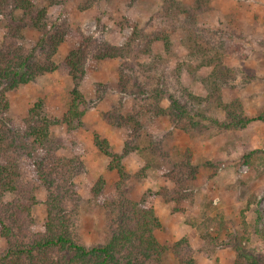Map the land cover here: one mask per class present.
Instances as JSON below:
<instances>
[{
  "label": "trees",
  "instance_id": "16d2710c",
  "mask_svg": "<svg viewBox=\"0 0 264 264\" xmlns=\"http://www.w3.org/2000/svg\"><path fill=\"white\" fill-rule=\"evenodd\" d=\"M46 1L47 6L39 7L35 0H0V19L5 23L0 43V236L7 245L0 249V264H162L168 251L179 264H197L189 238L178 240L170 249L161 245L156 232L162 224L155 209L143 207L126 195L132 176L124 159L141 150L138 143L144 114L135 108L129 116L118 113L117 108L104 115V121L113 129L132 131L123 143L122 154L114 152L109 140L94 138L95 147L109 161V170L119 179L118 197L106 198L104 203L109 213L110 237L104 244L92 247L78 240L75 226L82 197L77 181L86 172V166L77 133L85 127L90 109L81 86L90 61L120 60L119 80L106 86L105 92L141 98L148 113L168 116L175 130L190 132L208 121L221 132H239L255 121L264 122V111L250 118L241 100L233 95L229 102L224 99V90L232 91L246 84H236L241 70L224 63L225 57L240 52L239 46L231 36L222 40L220 32L197 26V16L206 12L211 0L195 1L199 14L187 7L175 8L176 0H169L172 7L168 9L179 12L176 19L184 17L181 29L187 33L190 50L188 59L169 72L162 70L161 61L153 56L156 43H164L167 51L171 48L167 34L146 33L136 26L123 45H111L102 37L86 34L82 27L73 28L66 21L50 23L49 9L70 0ZM165 13L169 16L167 9ZM28 30L39 33L31 49L23 43ZM208 34L220 36V40L206 39ZM67 39L74 40L77 46L61 63H56L55 57ZM202 69L209 70L201 79L207 90L205 96L195 94L191 82L183 83L184 74L193 83L197 82L196 72ZM53 73L73 80L65 112L60 118L49 116L44 101L39 98L24 120V130H18L7 117L11 108L8 95ZM164 101L169 105L164 107ZM58 126L65 127L63 138L53 135V128ZM156 143L151 142L149 149L155 157L165 159L161 142ZM243 161L250 166L256 162L264 166V151H247ZM189 162L176 165L175 188L165 194L174 204V214L191 210L186 184L196 174L195 170L191 171L185 178L184 168ZM148 169L149 166L141 170L135 178L144 177ZM40 187L46 192L45 225L43 232H34V209L39 204ZM105 190L106 180L100 176L90 194L99 200ZM224 225L222 217L208 214L197 229L206 240L210 229L216 227L221 233ZM255 230L264 239V230L258 226ZM233 248L237 255L234 264H264V257L253 254L254 250H245L241 241L235 242Z\"/></svg>",
  "mask_w": 264,
  "mask_h": 264
},
{
  "label": "rangeland",
  "instance_id": "374dc122",
  "mask_svg": "<svg viewBox=\"0 0 264 264\" xmlns=\"http://www.w3.org/2000/svg\"><path fill=\"white\" fill-rule=\"evenodd\" d=\"M35 1L39 7L47 6L46 0ZM168 1L70 0L49 9V22L66 21L73 28L82 27L86 34L102 37L111 45L118 46L125 43L136 26L146 33L167 34L171 48L167 51L164 43H156L153 56L161 61L162 70L171 72L188 59L190 50L187 33L181 29L184 17L176 19L179 12L168 9L172 7ZM195 1L176 0L177 4L173 6L187 7L192 13L199 14ZM196 21L201 29L220 32L222 40L231 36L239 46L240 52L225 57L224 63L241 70L236 84H246L232 91L224 90V99L229 102L232 95L238 98L245 114L255 118L264 111V0H211L206 12L200 13ZM4 27L5 23L0 19V43ZM38 36L36 30H28L24 45L31 49ZM206 39L217 42L220 36L208 34ZM76 46L74 40L67 39L55 62L61 63ZM121 65L120 60L90 61L81 86L90 109L85 127L77 133L86 166V172L77 181L82 202L75 231L80 243L92 247L107 241L111 233L109 213L104 203L106 198L118 197L116 184L119 179L114 171L109 170V161L95 147L94 138L109 140L114 152L122 154L123 143L132 131L113 129L104 121V115L117 108L118 113L129 116L135 108L144 114L138 143L144 151L131 153L124 159V165L132 176L126 195L143 207L155 209L162 224L156 232L161 245L170 249L178 240L189 238L197 264H234L237 255L233 244L239 241L245 250H254L253 254L264 257V239L255 230V226L264 230V166L258 162L250 166L243 161L247 151H264V122L255 121L239 132H221L208 121L190 132L175 130L168 116L156 117L154 113H148L141 98L136 100L104 91L106 86L118 82ZM196 73L197 82L193 83L190 76L184 74L183 83L191 82L194 93L205 96L207 90L201 79L209 74V70L202 69ZM72 88L73 80L58 73L39 77L34 83L8 95L11 108L7 117L13 120L18 130L23 131L24 120L33 102L42 98L45 112L60 118L68 106ZM163 103L164 107L169 105L168 101ZM53 135L63 138L65 127L53 128ZM151 142H161L165 159L153 155L148 147ZM180 162H189L184 168L185 178L194 170L196 177L186 184L192 200L191 210L174 214V204L165 194L175 188L173 175ZM147 166L149 169L144 177L135 178ZM100 176L106 180V190L101 199L94 200L90 190ZM45 195L44 188L40 187L39 204L34 209V232L44 231ZM208 214L222 217L225 225L221 233L216 227L210 229L207 239L203 240L197 225ZM6 246L5 239L0 236V249ZM162 264L179 263L168 251Z\"/></svg>",
  "mask_w": 264,
  "mask_h": 264
}]
</instances>
